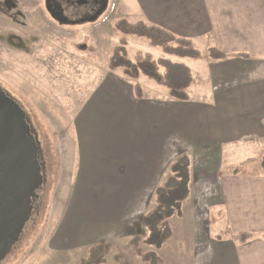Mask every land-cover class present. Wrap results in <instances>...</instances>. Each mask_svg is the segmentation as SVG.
<instances>
[{
    "label": "crops",
    "instance_id": "1",
    "mask_svg": "<svg viewBox=\"0 0 264 264\" xmlns=\"http://www.w3.org/2000/svg\"><path fill=\"white\" fill-rule=\"evenodd\" d=\"M117 7L125 21L194 42L201 58L187 62L190 100H174L165 87L164 93L144 76L132 81L108 65L98 83L82 87L88 93L75 110L72 133L83 177L54 245L82 250L136 237L137 217L150 211L173 163L187 156L194 210L178 218L188 219V228L170 231L160 248L169 253L152 263L264 264V177L221 175L264 150V0H118ZM128 37L126 48L145 41ZM212 48L228 57L210 59ZM136 83L143 98L135 94ZM169 220L162 224L168 227ZM217 224H224L225 237L212 229ZM239 233L254 237L240 244Z\"/></svg>",
    "mask_w": 264,
    "mask_h": 264
},
{
    "label": "rangeland",
    "instance_id": "2",
    "mask_svg": "<svg viewBox=\"0 0 264 264\" xmlns=\"http://www.w3.org/2000/svg\"><path fill=\"white\" fill-rule=\"evenodd\" d=\"M117 2L109 0L110 12L105 13L103 22L101 18L95 25L60 26L45 15V0H0V88L22 106L33 125L43 157L45 179L40 185L38 212L17 249L3 264H154L152 260H161L160 254L169 253L166 249L160 252V249L144 245L145 232H149L144 218L157 208L154 197L150 211L141 217L142 220L137 217L136 237L108 240L82 250L54 245L63 228L74 185L83 177L76 157L78 141L72 133L75 110L88 93L82 87L98 83L101 80L97 78L98 73L106 65L111 69L110 57L114 49L125 47L131 38L118 30L117 25L124 18L120 17ZM146 41L129 43L128 57L133 60L138 52H150L155 57L163 55L160 48ZM145 80L156 86L146 77ZM192 170L190 160L188 194L180 208L173 210L169 226L162 224L160 230L167 228L173 232L188 228V219L177 221L194 210L195 202L189 188ZM194 179L197 181L198 176L194 175ZM212 229L219 232L221 238L227 234L224 224L212 226ZM150 249L152 255H149Z\"/></svg>",
    "mask_w": 264,
    "mask_h": 264
},
{
    "label": "trees",
    "instance_id": "3",
    "mask_svg": "<svg viewBox=\"0 0 264 264\" xmlns=\"http://www.w3.org/2000/svg\"><path fill=\"white\" fill-rule=\"evenodd\" d=\"M117 26L120 32L145 39L152 47L160 48L163 55L155 57L148 52H138L132 60L128 57L126 46H120L113 51L110 59L111 69H124V75L132 81H138L141 76H144L158 86L165 87L172 99L188 102L193 73L187 62L201 58V51L196 48L194 42L159 27L149 26L142 21L130 23L124 20ZM240 56L248 57L242 54ZM227 57L228 55L218 49L209 50V58L212 60L219 61ZM134 88L136 96L143 98L142 86L136 83ZM189 166L190 159L187 156L173 163L167 184L156 190L157 208L151 215L144 218V225L149 230V235L144 241L147 246L156 250L160 249L170 234L169 229L160 230V227L163 220L169 219L173 215L175 208H180L181 202L188 194ZM221 175L264 177V151L259 156L255 155L240 164L224 168ZM214 221L212 218L211 223ZM253 237L249 233H239L234 238L237 243L245 244Z\"/></svg>",
    "mask_w": 264,
    "mask_h": 264
},
{
    "label": "flooded vegetation",
    "instance_id": "4",
    "mask_svg": "<svg viewBox=\"0 0 264 264\" xmlns=\"http://www.w3.org/2000/svg\"><path fill=\"white\" fill-rule=\"evenodd\" d=\"M105 1L51 0L49 4L51 9L64 12L69 24L63 26H74L81 21L85 23L93 19L103 9ZM47 3L45 0V8ZM108 5L109 0L107 8ZM14 110L18 116H10L9 120L0 123V249L14 238L16 232L19 234L0 264L5 263L17 249L28 226L33 222L40 202L39 173L43 179V157L36 132L27 116L25 121L30 124V128L25 127L17 107H12L9 112L13 113Z\"/></svg>",
    "mask_w": 264,
    "mask_h": 264
},
{
    "label": "water",
    "instance_id": "5",
    "mask_svg": "<svg viewBox=\"0 0 264 264\" xmlns=\"http://www.w3.org/2000/svg\"><path fill=\"white\" fill-rule=\"evenodd\" d=\"M47 1H48L47 9H48L49 13L51 14V16L53 17V19L60 24H68L67 18L64 16V12L59 11L58 9H51V6L49 4L51 0H47ZM106 7H107V0L104 3L103 9L90 21H96L98 19V17H100L103 14V12L106 10ZM12 107L18 108V111L20 112V115H21L23 121L25 122V127L30 128L29 123L27 121H25L26 120L25 119L26 114L23 112V110L19 107V105L16 102H14L10 97H8L4 91L0 90V123L5 122V120H9L10 116H18V113L15 114L16 110H14L13 113L9 112ZM35 165H36V163H35ZM37 180H39V185H41L43 179H42V176L40 175V173H39ZM1 230L3 231V229H1ZM18 234L19 233L16 232L14 234V238L11 241H9L7 245L3 246L0 249V262L5 260V258L9 254L11 245L14 242V240H16V238H18L17 237Z\"/></svg>",
    "mask_w": 264,
    "mask_h": 264
}]
</instances>
